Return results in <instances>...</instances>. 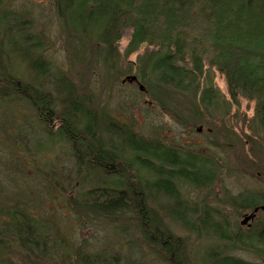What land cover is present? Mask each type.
I'll return each mask as SVG.
<instances>
[{
    "label": "trees",
    "instance_id": "obj_1",
    "mask_svg": "<svg viewBox=\"0 0 264 264\" xmlns=\"http://www.w3.org/2000/svg\"><path fill=\"white\" fill-rule=\"evenodd\" d=\"M54 1L64 30L70 34L69 45H73L74 51L72 67L80 71L81 82L84 71L88 72L98 59L108 72L118 60H127L143 49L136 66L129 65L125 74L134 69L135 74L131 75L144 85L145 95L177 121L180 111L170 108L171 99L182 95L192 100L191 110L196 118L199 115L200 120L207 121L206 125L212 128L208 133L209 144L218 148L222 143L224 149L233 154L239 149L241 155L237 154L228 162L210 152L200 156L185 152L200 158L199 165L186 164L181 158L184 152L138 133L130 123L100 107L94 91L45 58L41 38L29 32L23 16L5 12L0 20V31L8 41L6 52L0 46V104L5 105L0 140L2 135L5 138L0 145L8 155L5 160L4 156L1 159L2 172L17 173L9 160L12 152L16 157L19 155L20 170L33 165L27 152L35 153L38 162L43 159L46 169L56 166L71 169L66 174L74 178L70 187L54 177L58 172L53 177L47 174L51 170L42 173L49 178L55 192L71 193L66 200L67 208L73 212L78 209L75 214H85L83 217L88 218V223L92 221L90 216L96 217L117 226L120 232H126L127 226L133 231L135 227L143 243L164 264H194L186 243L175 234L173 227H184L204 235L209 241L215 238L220 243L225 242L227 250L223 254L219 246L208 248L203 255L208 264H253L228 255L227 251L241 248L264 257V234L240 232L234 242L229 233L221 237V230L228 228L222 216L218 219L223 223L221 226L215 218L220 215L206 204L199 206L186 201L181 190L186 185L210 191L213 183L223 179L225 170L232 169L228 171L232 175L238 174L239 169L262 171L259 160H264V137L261 136V132L264 134V0ZM7 17L18 25L5 21ZM10 33L23 36H9ZM28 34H33V38ZM127 35L129 40L121 54L119 45ZM19 39L31 41V64L24 68L22 78L15 75L16 72L11 73V67L2 61L6 53L10 61L28 63L26 53L18 46ZM33 51L38 52L36 57ZM215 72L224 77L236 105L238 96L257 102V115L243 121L251 130L246 139L239 138L241 135L233 130L234 126L231 130L226 126L215 127L201 115L224 108L228 111L222 106L219 91L212 85ZM111 76L107 75V79ZM122 76L123 71L116 75L114 82ZM27 111L32 117L30 120L26 119ZM52 119L59 120V124L53 126ZM245 141L250 145L248 149ZM57 147L66 155L56 158L55 162L60 165L50 164L43 156L48 152L54 154ZM17 188L18 185L15 190ZM249 192L252 191L240 195L237 202L244 204L246 210L258 205L264 197L261 192ZM17 195L0 199V229L3 227L0 257L9 243L20 245L37 257L40 250L46 252L48 242L54 247L64 243L55 234L45 235L49 229L41 231V223L29 212L32 206L24 202L23 207H19L25 197ZM228 203H234V198H229ZM126 211L132 212L131 218ZM50 226L55 227V224L50 223ZM85 250L79 248L73 252L79 264H135L129 258L126 261L106 250L96 253ZM37 259V264L43 263ZM0 264L3 263L0 261Z\"/></svg>",
    "mask_w": 264,
    "mask_h": 264
},
{
    "label": "rangeland",
    "instance_id": "obj_2",
    "mask_svg": "<svg viewBox=\"0 0 264 264\" xmlns=\"http://www.w3.org/2000/svg\"><path fill=\"white\" fill-rule=\"evenodd\" d=\"M0 2V20H3L5 17L3 14L5 12H11L18 17L23 16V22L24 24L26 23L29 32L41 38L45 48L43 54L48 61L52 62L55 68L57 67L69 71L73 75V78L79 81V84L97 94L100 107L106 108L121 121L130 123L138 133L146 137L159 139L167 147L184 152L181 158L186 161V164L199 165L200 158H193L192 154L185 152L194 153L196 155L210 152L220 158H225L224 160H228V162H232L237 154L241 155L239 154V149L233 154L234 152L232 153V151L224 149L222 143L218 148L209 144L208 133L209 129L212 130V128L206 125L207 121L202 122L199 115L196 118L195 113L191 110L192 100H189L187 97L179 95L173 97L170 102V108L180 111L178 117L179 122L173 119L170 114L166 113L165 109H162L156 101L143 94V92H140L138 84H134L135 82L122 84L124 78L128 75L133 76L131 74H135L134 69L132 73L126 74L125 70L129 65H133L132 67L136 66V61L139 55L143 53V49L131 55L127 60L123 58L120 61L118 60L115 63L114 69H108V72L100 59H98V62L95 61L88 72L84 71V81L81 82L80 71L74 70V67H72L74 51L72 49L73 45H69L68 36L70 34L68 31L64 30L63 24L57 15L56 3L54 0H0ZM7 18L8 19L5 21H10L12 26L18 25L11 17ZM33 34H28V37L33 36ZM8 35L16 37L23 36L21 33H10ZM5 38V35L0 31V46L3 52L8 50V41ZM128 40L127 35L120 42L119 50L121 54L124 53ZM30 43L31 41L28 40L19 39L18 41L20 50L26 53L25 56L27 57L28 63H23L17 59H12L10 61V57L8 58L7 54L3 53L2 61L4 65L10 66L11 69L9 68V70L11 73L14 72L15 74L16 72L15 75L21 78L24 75V68L27 67L28 64H31L29 62V57L30 59L32 58L30 56L31 50L29 49ZM32 53L34 54L33 57H36L38 54V52L35 53L34 51ZM122 71L124 76L115 83L114 79L116 75L121 74ZM111 74L113 76H111ZM107 75L111 76V78L107 79ZM212 85L219 91L220 98L223 102L222 106L223 108L226 107L228 111L224 108L223 110L218 109V111L201 113V115L212 121L215 127L220 128V126H226L231 130L232 126H234L235 128H233V130L236 131L238 135H241L239 138L246 139L247 136L250 135L251 130L247 127L248 124L243 123V121L247 119L250 120L257 115V102L238 96L237 100L239 104L236 105L231 99L224 77L218 72L212 75ZM4 108L5 105L0 104V126L3 124L1 117L4 118ZM27 115L28 117L26 119L30 120L32 117L28 111ZM244 124L246 126H244ZM199 129H201L200 132H198ZM0 133L2 132L0 131ZM261 136L264 137L262 132ZM4 138V135H2V139ZM220 141L222 142L221 138ZM249 146L247 141H245L246 149H248ZM0 147V199L5 196L14 195L18 197L17 194L20 193L19 196H24L25 200L21 201L20 199L21 202H19V207H23L24 202L27 203L28 206H32V208H29V212L33 214L37 222L41 223V231L47 232L49 229L45 235L55 234L59 237V240H64V243L56 244V247L48 242L46 252L42 253L43 250H40L41 252L38 253V255H40L39 257L28 254L20 245L9 243L7 247L3 248L4 252L1 253L2 255L0 257L1 263L37 264V258H40L43 262L42 264H79V260L73 252L74 250L77 251L79 248L83 250L85 248V252L88 253L106 250L108 253L117 254L125 260L129 258V260L135 264H164L159 256L152 251L146 243H143L144 241L135 227L134 231L131 226H127L126 232H120L117 226L108 225L105 221L99 220L96 217L90 216L89 218H91L90 220L93 222L89 221L88 223V218L83 217L85 214H75L78 209L73 212L67 208L68 204H66V200L71 196V193H65L64 195L62 191L59 193L55 192L54 188H52V184H50L51 181L49 178L46 179L45 176L43 177L42 173L51 170L50 173L47 174L53 177L54 173L58 172V176L54 177H57L60 182L64 180L66 186L70 187L73 186L74 178L66 174H68L71 169L64 170L61 166L46 169L43 165V159H40L42 161L38 162L36 159L39 157H36L35 153L29 154L27 152L28 155H31L29 157L30 165L31 163H33V165L30 169L20 170V166L18 165L19 159H17L19 155L16 157V153L12 152L9 155V160L11 161L10 164L16 168L17 173L15 172V175L9 174L4 169V172H2L1 159L4 156L3 159L5 160L8 152L2 145H0ZM226 147L229 148L231 146L229 145L228 147L226 145ZM223 150L225 152H223ZM44 152H47V150L44 149ZM55 152V155L48 152L43 158L47 159L50 164L53 163L57 165L58 163L60 165V162H55L56 158L63 157L66 154L64 150L58 147ZM246 152L249 153L248 151ZM32 158L36 159L34 160ZM262 158L264 159V156ZM257 160L258 159H255V161ZM259 161L262 164V171H242L239 169L240 172L238 174L232 175L228 172L232 171V169L225 170L223 179H220L217 183H213L210 186V191L200 190L194 186L181 185L183 186L181 189L182 194L186 201L199 206L206 204L212 211L220 215L218 217L217 215L215 216L216 220L222 216V219L227 222L228 232L222 229L220 236H222V234L225 236L229 233L233 241V236L236 235V229L240 226L239 224L242 220L240 212L233 210L229 211V207L223 203L229 198L231 199L239 194H246L247 191H252L249 193L264 192V160ZM63 163L65 165V161ZM64 167L69 168L68 166ZM187 169L190 170L189 168ZM235 170L236 169L233 171ZM12 181H15L17 184ZM17 185L19 188L15 190ZM64 196L66 198H64ZM129 215L131 218L132 212H129ZM261 215V217L264 218V213ZM81 216L82 219L80 221L79 218ZM50 223H54L56 228L50 226ZM222 224L223 223L219 221V225L222 226ZM47 225H49L48 228L46 227ZM2 229L3 227L0 230ZM173 230L175 234L186 243L187 250L190 256H192L194 264H208L205 258H203V255L210 247L219 246V248L221 247L220 250L222 248L224 251L227 250L225 242L220 243L218 240H214L215 238H211V241H209L208 239H204V235L188 231L184 227H173ZM227 252L228 255H233L249 263L264 264V257L254 253L252 250L244 251V249H236Z\"/></svg>",
    "mask_w": 264,
    "mask_h": 264
},
{
    "label": "flooded vegetation",
    "instance_id": "obj_3",
    "mask_svg": "<svg viewBox=\"0 0 264 264\" xmlns=\"http://www.w3.org/2000/svg\"><path fill=\"white\" fill-rule=\"evenodd\" d=\"M261 194H263L262 196H264V192H261ZM240 195L243 194H239L233 197L234 203H231L230 205L228 203V200L223 203L229 207V211L233 210L236 212H240L242 215V220L240 221L239 224L240 226L237 227L236 229V235L233 236L234 237L233 241H237V237L240 232L250 231L252 234H262V235L264 234V230H263L264 218L261 217L262 216L261 214L264 213V197L261 198L260 202H258V205L246 210L244 204L241 205L240 202L237 203ZM255 210L258 211L256 212ZM246 218H249V220L246 223H243L246 220Z\"/></svg>",
    "mask_w": 264,
    "mask_h": 264
},
{
    "label": "water",
    "instance_id": "obj_4",
    "mask_svg": "<svg viewBox=\"0 0 264 264\" xmlns=\"http://www.w3.org/2000/svg\"><path fill=\"white\" fill-rule=\"evenodd\" d=\"M126 82H128V83H134V82H136V83L138 84L139 90H140L141 92H145V91H146V90H145V87H144L142 84H140V83L138 82L136 76H129V77H127L122 83L124 84V83H126ZM198 131L200 132L201 129H199ZM255 211L257 212L258 210H255ZM248 220H249V218H246V220H245L243 223H246Z\"/></svg>",
    "mask_w": 264,
    "mask_h": 264
},
{
    "label": "bare ground",
    "instance_id": "obj_5",
    "mask_svg": "<svg viewBox=\"0 0 264 264\" xmlns=\"http://www.w3.org/2000/svg\"><path fill=\"white\" fill-rule=\"evenodd\" d=\"M34 76V75H33ZM141 92V91H140ZM144 94L146 93V91L145 92H143ZM52 124H53V126H54V124L55 125H58L59 124V120L57 121V120H55V119H52L51 121H50ZM221 237H223V236H221ZM223 249V248H222ZM221 249V251H222V254H223V251H224V249L222 250ZM242 249V248H241ZM238 250V249H237ZM246 249H244V251H245ZM230 256H232V257H234L233 255H230ZM235 258H237V257H235Z\"/></svg>",
    "mask_w": 264,
    "mask_h": 264
}]
</instances>
